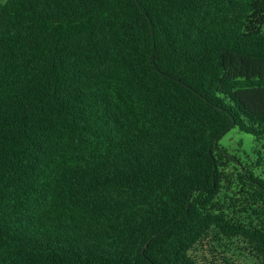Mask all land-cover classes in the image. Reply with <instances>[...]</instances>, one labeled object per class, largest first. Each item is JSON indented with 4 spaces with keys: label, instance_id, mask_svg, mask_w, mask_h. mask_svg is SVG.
<instances>
[{
    "label": "trees",
    "instance_id": "16d2710c",
    "mask_svg": "<svg viewBox=\"0 0 264 264\" xmlns=\"http://www.w3.org/2000/svg\"><path fill=\"white\" fill-rule=\"evenodd\" d=\"M264 0H0V264H264Z\"/></svg>",
    "mask_w": 264,
    "mask_h": 264
},
{
    "label": "rangeland",
    "instance_id": "374dc122",
    "mask_svg": "<svg viewBox=\"0 0 264 264\" xmlns=\"http://www.w3.org/2000/svg\"><path fill=\"white\" fill-rule=\"evenodd\" d=\"M6 1V0H2ZM220 146L226 148L229 153L237 155L243 162L254 160L259 152L264 149V139L259 142L256 137L248 132L242 131L239 127H232L220 140ZM260 169L264 173V167ZM264 176V175H263ZM229 255H233L243 264H259V260L247 245L241 241H235L226 248Z\"/></svg>",
    "mask_w": 264,
    "mask_h": 264
}]
</instances>
